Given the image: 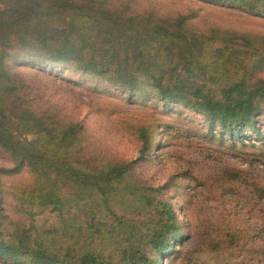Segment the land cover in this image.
<instances>
[{
    "label": "trees",
    "instance_id": "trees-1",
    "mask_svg": "<svg viewBox=\"0 0 264 264\" xmlns=\"http://www.w3.org/2000/svg\"><path fill=\"white\" fill-rule=\"evenodd\" d=\"M0 1V148L11 162L0 167V256L29 264H160L151 254L172 252L177 225L154 187L132 172L151 147L154 125L135 126L134 160L82 159L80 123L37 110V90L26 93L6 58L66 62L128 91L147 88L234 135L248 123L254 128L264 104V79H252L264 36L198 31L184 13L138 10L129 0ZM205 1L264 15V0ZM23 170L25 181L4 180ZM43 212L50 216L36 223ZM205 227H192L190 245L203 244L197 234ZM179 255L180 264H198L189 249Z\"/></svg>",
    "mask_w": 264,
    "mask_h": 264
},
{
    "label": "rangeland",
    "instance_id": "rangeland-1",
    "mask_svg": "<svg viewBox=\"0 0 264 264\" xmlns=\"http://www.w3.org/2000/svg\"><path fill=\"white\" fill-rule=\"evenodd\" d=\"M129 1L134 9L150 8L164 16L184 13L198 31L215 27L264 36V15L243 9L205 0ZM6 60L24 78L26 93L37 90V110L54 109L60 119L80 123L82 159L134 160L139 147L135 126L154 125L151 147L132 164V172L154 187L177 225L172 252L151 254L160 264H180L179 254L186 249L198 264H264V104L254 128L248 123L230 135L202 114L147 88L128 91L66 62L38 63L21 55ZM252 79H264V60L254 64ZM0 167H11L1 148ZM27 175L23 170L4 180L25 181ZM44 214L35 222L50 216ZM200 225L211 226L204 228L206 237L199 230L203 244L193 247L192 227L197 232ZM0 264L29 263L0 256Z\"/></svg>",
    "mask_w": 264,
    "mask_h": 264
}]
</instances>
